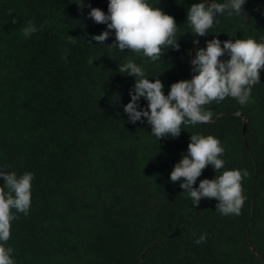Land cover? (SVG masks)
Instances as JSON below:
<instances>
[{"label":"trees","instance_id":"obj_1","mask_svg":"<svg viewBox=\"0 0 264 264\" xmlns=\"http://www.w3.org/2000/svg\"><path fill=\"white\" fill-rule=\"evenodd\" d=\"M151 2L179 27V50L157 62L110 49L114 34L106 45L88 43L106 25L78 0H0V166L34 174L29 215L16 213L7 242L16 264H264V71L247 105H206L212 120L178 138L158 141L146 122L128 123L123 106L135 79L118 66L134 59L153 81L160 75L167 94L191 79L198 47L186 21L197 0ZM84 3L107 12L108 0ZM27 20L43 25L30 39L21 36ZM213 35L264 41V0L221 15L207 37H196L199 47ZM197 133L220 140L226 169L247 171L239 215H220L215 198L194 208L180 182H169ZM215 175L207 166L194 186ZM202 233L207 241L195 244Z\"/></svg>","mask_w":264,"mask_h":264},{"label":"clouds","instance_id":"obj_2","mask_svg":"<svg viewBox=\"0 0 264 264\" xmlns=\"http://www.w3.org/2000/svg\"><path fill=\"white\" fill-rule=\"evenodd\" d=\"M246 3L247 0H197L187 9L189 33H195L193 44L198 46L189 60L192 76L172 83L167 94L160 75L152 76L153 81L134 59H127L118 66L120 74L135 79L128 93L130 100L123 106L128 123L146 122L158 141L178 138L184 128L212 120L213 114L206 105L221 103L226 98L234 99L241 106L251 101L252 89L261 83L264 71V41L235 38V35L221 41L219 35H213L205 41L204 47H199L200 41L196 39L207 37L221 15H239ZM75 4L81 11L85 7L90 9L87 17L94 23L106 25L100 34L88 38L91 45L93 40L106 45L105 41L114 34L113 42L107 47L120 53L138 54L152 62L159 61L169 48L176 51L180 48L175 18L154 6L151 0H108L107 12L92 7L91 3L86 5L84 0ZM11 23H17L14 17ZM42 28L43 25L27 20L21 28V36L30 39ZM74 38L68 35L70 43L76 42ZM94 61L90 59L89 63ZM141 100L146 102L145 107L141 106ZM223 155L224 148L218 138L191 134L186 152L170 172L169 182H180L179 187L194 208L202 199L215 198L218 201L215 211L220 215H239L245 201L242 180L248 173L238 168L226 169ZM207 166H212L216 175L201 179L198 186H194ZM0 180L3 181L0 184V264H16L15 250L7 242L11 239L12 221L18 219L16 213L29 215L34 174L30 171L18 174L0 166ZM207 238V234L202 233L194 243L199 245Z\"/></svg>","mask_w":264,"mask_h":264},{"label":"water","instance_id":"obj_3","mask_svg":"<svg viewBox=\"0 0 264 264\" xmlns=\"http://www.w3.org/2000/svg\"><path fill=\"white\" fill-rule=\"evenodd\" d=\"M191 58H193V52H192V56H191Z\"/></svg>","mask_w":264,"mask_h":264}]
</instances>
